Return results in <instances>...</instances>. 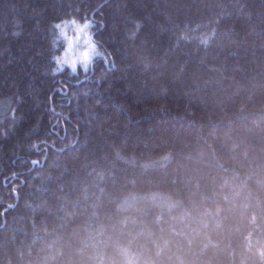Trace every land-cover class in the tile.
<instances>
[{
	"label": "trees",
	"instance_id": "trees-1",
	"mask_svg": "<svg viewBox=\"0 0 264 264\" xmlns=\"http://www.w3.org/2000/svg\"><path fill=\"white\" fill-rule=\"evenodd\" d=\"M0 264H264V0H0Z\"/></svg>",
	"mask_w": 264,
	"mask_h": 264
},
{
	"label": "clouds",
	"instance_id": "clouds-1",
	"mask_svg": "<svg viewBox=\"0 0 264 264\" xmlns=\"http://www.w3.org/2000/svg\"><path fill=\"white\" fill-rule=\"evenodd\" d=\"M59 23L63 24L64 22L62 21V22H59ZM68 23L79 25L82 22L75 20V18H71V19L68 20ZM60 64L61 65H66L67 68L69 69V71H71L73 73H75L77 71L78 67L86 68L85 65H80L76 61H65V60L61 59L60 60Z\"/></svg>",
	"mask_w": 264,
	"mask_h": 264
}]
</instances>
